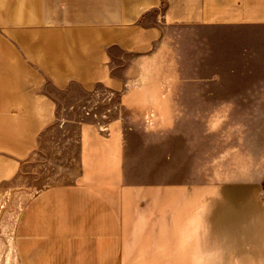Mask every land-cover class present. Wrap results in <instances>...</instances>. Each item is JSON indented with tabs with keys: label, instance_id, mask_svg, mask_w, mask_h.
<instances>
[{
	"label": "crops",
	"instance_id": "crops-1",
	"mask_svg": "<svg viewBox=\"0 0 264 264\" xmlns=\"http://www.w3.org/2000/svg\"><path fill=\"white\" fill-rule=\"evenodd\" d=\"M163 50L169 86L154 88L148 70ZM117 52L130 58L119 65ZM74 87L88 108L116 96L122 110L168 102L172 157L185 140L194 177L187 194L189 219L203 226L196 235H207L212 192L264 208V0H0V186L18 176L46 130L68 121L54 92L75 95ZM126 119L80 123L75 184L42 193L27 210L26 264L120 263ZM256 221L220 235L251 238L244 251L264 264L261 213Z\"/></svg>",
	"mask_w": 264,
	"mask_h": 264
},
{
	"label": "rangeland",
	"instance_id": "rangeland-1",
	"mask_svg": "<svg viewBox=\"0 0 264 264\" xmlns=\"http://www.w3.org/2000/svg\"><path fill=\"white\" fill-rule=\"evenodd\" d=\"M121 57L128 59L130 55L117 52L119 65L125 60ZM150 64L152 70L148 72L154 73L152 80L157 84L154 88L169 86V78L160 75L169 71V51L163 50L158 63ZM74 91L75 95L69 96L54 92L60 100L59 116L68 121L60 120L46 130L18 176L0 186V264H26V241L21 228L35 198L48 190L75 184L81 169L80 123L93 121L105 127L119 114L128 116L125 125L129 145L124 161L130 189L122 203V251L118 264H254L252 254L244 251L251 238L220 233L255 227L259 213L263 215L264 227L263 207L255 212L256 204L226 203L225 198L212 192L207 235H196L203 226L189 219L194 215L188 211L187 194V184L194 177L187 173L185 140L180 141L178 156L172 157V110L167 101L158 108L122 110L113 107L119 98L116 96L88 108L83 107V102L89 96L77 87ZM147 118L155 120V124H146ZM236 244L238 251L232 248Z\"/></svg>",
	"mask_w": 264,
	"mask_h": 264
}]
</instances>
